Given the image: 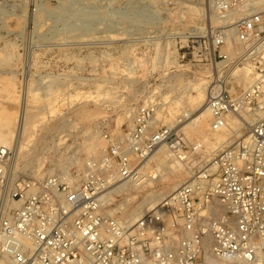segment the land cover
Instances as JSON below:
<instances>
[{"label": "built area", "instance_id": "obj_1", "mask_svg": "<svg viewBox=\"0 0 264 264\" xmlns=\"http://www.w3.org/2000/svg\"><path fill=\"white\" fill-rule=\"evenodd\" d=\"M207 1L217 25L186 47L219 73L207 109L210 137L230 136L224 147L190 143L187 114L159 127L160 106L150 102L123 137L103 134L100 158L66 175L16 174L0 148V264H264V0ZM239 66L254 78L233 92ZM162 146L186 167L199 162L197 170L153 211L120 221L107 195L150 180L146 167Z\"/></svg>", "mask_w": 264, "mask_h": 264}, {"label": "rangeland", "instance_id": "obj_2", "mask_svg": "<svg viewBox=\"0 0 264 264\" xmlns=\"http://www.w3.org/2000/svg\"><path fill=\"white\" fill-rule=\"evenodd\" d=\"M216 25L207 0H0V122L14 132L30 90V126L21 148L9 139L10 170L31 177L81 170L107 149L103 134L123 137L139 108L157 102L166 114L169 103L195 95L194 83L214 86L216 68L197 63L186 44ZM182 132L190 143L211 140L209 128L204 136ZM158 156L147 171L158 167ZM198 164L159 170L154 182L113 195L108 211L121 218V205L129 213L153 192L169 194Z\"/></svg>", "mask_w": 264, "mask_h": 264}, {"label": "bare ground", "instance_id": "obj_3", "mask_svg": "<svg viewBox=\"0 0 264 264\" xmlns=\"http://www.w3.org/2000/svg\"><path fill=\"white\" fill-rule=\"evenodd\" d=\"M157 1H159V0H157ZM154 2H156V1H154ZM199 7H201V6L199 5ZM157 20H160L159 16H157ZM152 24H154V22ZM116 36H118V35H115V37ZM230 53H232V52H230ZM230 73H231L233 79L235 80V82L237 81V85L239 86V88H241V90L248 88L253 82V78H254L253 72L250 68H248L246 66L240 67V68L238 67L236 69H232ZM191 89L195 93V95H188L186 97L180 96L179 99H176L171 104L169 102H167L168 98L165 97L163 100L165 102L164 104L169 103V106L167 107V113L164 114L162 111L159 110L157 115H156L155 121H157V122L162 121L164 124L168 123L167 125H172L174 123L173 122L174 118L176 117L177 114H180L178 112L181 110V114H187L188 115V118L181 125V129L183 131H185L186 129H189L196 136H204V133H206V131L210 127V123H208V121H209V119H211V115L207 109V100L209 98V94L211 93V91L214 88H213V86L211 87V85L208 86L207 83H196V84L194 83L191 86ZM233 91H235V90L233 89ZM235 92H237V91H235ZM29 93H30V90H28L26 92V95L24 94V97L22 100V112H21L20 118L18 120V128L16 129V131L14 132L12 130L9 122H0V148H2V147L9 148L8 147L10 145L9 139L13 138V136L15 137V140H16V145H17L16 149H19L23 146L21 141L24 138V135L26 134L25 132H26L27 128L30 126V121H29L30 117L27 116V111H26V106L28 104V97L27 96ZM183 95H184V93H183ZM188 106L190 107V109H187ZM37 127H40V126H35V128H37ZM90 135H92V134H90ZM208 135H209V133H208ZM214 136L215 137H210V135H209V137H210L209 139H211L209 142H208V139H206L207 137L203 138V140L200 141L206 145V148L210 153L216 151L217 149L224 147V145L226 144L225 142L230 137V136H227L226 134L225 135H214ZM14 144H15V142H14ZM165 150L167 152L166 147L162 146L150 157L149 164H150V161L157 154H159L158 159L156 160V162H158V167L154 168V171H152V177L150 180L143 181L140 179L131 185L124 183L122 185L115 186L114 188L111 189V191L109 192V194L106 197L110 201V204L114 203L113 195H118V194H121L124 192H128L130 189L138 190V189L142 188V186H144V184H146V181L147 182H154L156 175H159L158 173H161V172H159V170H161V169L162 170L165 169V171L169 170L170 172H173V173H175V171H178L183 165L179 161H176L173 158H171L170 154L168 152L166 153ZM18 152H19V150H18ZM87 152L88 153L93 152L92 146L89 147ZM79 161H80L79 158H75L73 160V163H78ZM190 173H188V175ZM64 174L66 175L67 172H65ZM162 178L167 179L168 182L171 181V179H168L167 177H165V175H162ZM178 181H180V180H178ZM178 181L176 180L171 186H168L169 189H171V192L174 191L176 188H178L181 184L184 183V182H182L179 185V183L177 184ZM155 193L156 192H153L152 194L149 193L150 195H147V198L145 200V201H147L146 205H144L145 204L144 203L142 206L138 207L137 209H134L133 211H131L129 213L126 212V210H127L125 207L126 204L121 205V207H118V210H120L121 213L123 214L122 217L121 218L118 217V219L120 221L125 222V223H134L138 219L143 217L145 214L153 211L160 204V202L168 195V193L165 195L163 193L162 194H155ZM18 204L19 203H16V202L13 203V205H15V206H18ZM122 206H124L125 208L124 207L122 208ZM109 213L112 214L111 212H109ZM113 216H114V214H113ZM209 264H214V262L209 261Z\"/></svg>", "mask_w": 264, "mask_h": 264}]
</instances>
